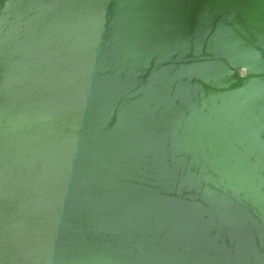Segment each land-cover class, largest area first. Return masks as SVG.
<instances>
[{
	"label": "water",
	"instance_id": "1",
	"mask_svg": "<svg viewBox=\"0 0 264 264\" xmlns=\"http://www.w3.org/2000/svg\"><path fill=\"white\" fill-rule=\"evenodd\" d=\"M0 264H264V0H0Z\"/></svg>",
	"mask_w": 264,
	"mask_h": 264
}]
</instances>
